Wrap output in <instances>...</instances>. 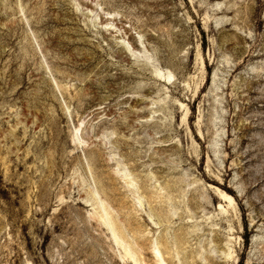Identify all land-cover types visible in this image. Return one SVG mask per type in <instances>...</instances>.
I'll return each mask as SVG.
<instances>
[{"label":"rangeland","instance_id":"rangeland-1","mask_svg":"<svg viewBox=\"0 0 264 264\" xmlns=\"http://www.w3.org/2000/svg\"><path fill=\"white\" fill-rule=\"evenodd\" d=\"M151 246L264 264V0H0V264Z\"/></svg>","mask_w":264,"mask_h":264},{"label":"bare ground","instance_id":"bare-ground-1","mask_svg":"<svg viewBox=\"0 0 264 264\" xmlns=\"http://www.w3.org/2000/svg\"><path fill=\"white\" fill-rule=\"evenodd\" d=\"M106 14V13H105ZM168 73V72H167ZM169 74V73H168ZM169 77V76H168ZM75 134V133H74ZM76 135V134H75ZM76 141V140H75ZM94 193V192H93ZM221 193V192H220ZM220 197H222V198H224L225 200H227V201H231L230 200V198L229 197H227L226 195H224V194H220ZM97 198V197H96ZM95 198V199H96ZM98 200V199H97ZM96 200V201H97ZM232 202V201H231ZM99 204H100V202H99ZM101 204H102V202H101ZM104 205V204H103ZM101 206V205H100ZM105 209V208H104ZM103 209V207H101V213H100V215L98 216L99 217V219H101L102 221H103V223L107 226V228L109 229V231H110V233H111V236L118 242V243H120V245H122L125 249V252H126V255H133L132 253H131V251L132 250H130V248L128 247V245L127 244H125L124 243V241L119 237V235H118V230L117 229H119V228H116L115 227V225H114V221H113V219H111L110 217H109V215H108V213H107V211H105ZM96 219V218H95ZM120 231V230H119ZM121 236V235H120ZM122 237V236H121ZM132 240H134L133 238H132ZM131 240V241H132ZM133 242V241H132ZM136 242H138V241H136ZM134 243V242H133ZM129 244H131V243H129ZM135 244H137V243H135ZM150 244V243H149ZM152 244V243H151ZM139 245V243L136 245V246H138ZM131 246H133V244L131 245ZM150 246V245H149ZM122 247V248H123ZM152 247V246H151ZM150 247V248H151ZM155 247H157V246H155ZM141 248V247H140ZM134 249H136L135 247H134ZM152 249V254L154 255V257H155V264H164L163 263V257H162V254H160L159 252L160 251H158L159 249L157 248H154V247H152L151 248ZM134 253V252H133ZM151 253V252H150ZM134 255H136V254H134ZM128 257V256H127ZM134 257V256H133ZM131 258V257H130ZM137 259V258H136ZM134 261V260H133Z\"/></svg>","mask_w":264,"mask_h":264}]
</instances>
